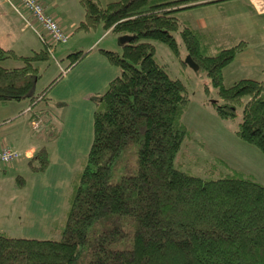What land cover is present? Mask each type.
Instances as JSON below:
<instances>
[{"label": "trees", "instance_id": "obj_1", "mask_svg": "<svg viewBox=\"0 0 264 264\" xmlns=\"http://www.w3.org/2000/svg\"><path fill=\"white\" fill-rule=\"evenodd\" d=\"M216 1L116 0L102 5L78 0L84 17L76 32L101 25L119 35L120 52H99L120 73L90 96L95 105L92 141L70 182L59 238L1 232L0 264H264V185L229 166L227 172L218 170L217 177H212L217 174L212 167L204 177L175 164L190 137L183 121L189 96L184 83L155 59L149 42L164 43L178 55L173 35L178 33L186 62L203 70L217 89L220 101H212L217 115L231 119L240 106L236 136L264 155V77L223 82L224 68L246 42L209 53L211 34L178 17L181 10ZM84 54L69 53L62 69L72 68ZM50 58L45 43L30 55L0 47V105L26 100L30 110L50 102L48 91L62 71L41 92L32 93L39 62ZM10 59L22 65L1 64ZM44 112L49 110H33L30 120H42ZM131 147L136 150L133 167L116 176L126 164L121 154ZM26 164L31 173L44 171L48 148L39 147ZM16 181L22 187L26 179L17 176Z\"/></svg>", "mask_w": 264, "mask_h": 264}, {"label": "rangeland", "instance_id": "obj_2", "mask_svg": "<svg viewBox=\"0 0 264 264\" xmlns=\"http://www.w3.org/2000/svg\"><path fill=\"white\" fill-rule=\"evenodd\" d=\"M244 1L247 0L229 1V3H225L224 10L212 7L215 5H208L210 7L200 9V15L202 16H198V18L202 17V20L208 22V24L218 25L215 29L207 26V29L204 30L212 36L213 45L209 53L214 54L218 48L232 46L240 41L247 42V46L242 51L236 53L232 63L224 68V85H230L234 81L244 77L260 79L263 75L262 71L264 72V46L262 48L258 47L259 43L264 42V38L260 39L262 34L264 35L261 29V25L264 26V14L259 16H255L254 13L248 14L250 12L249 5L248 3H244ZM257 32L258 34L255 35L254 33ZM78 34L77 36H84L82 37L84 41H87V37L91 36L83 35L84 33ZM173 35L179 45L178 55L172 52L164 43L150 40L149 42L154 46L155 59L164 66L170 77L180 79L184 83L189 96L183 121L188 128L190 137L184 140L182 151L175 158V164L181 163L179 167L182 169L194 175L204 177L211 175L210 169L212 167H215L217 170V174L212 175V177H217L218 170L227 172V166H229L242 170L264 185L263 153L258 148L244 143L236 136V130L241 121V107L237 106L235 116L231 119H222L217 115L212 106L213 100L220 101L217 89L211 85L209 78L203 70L198 69L196 66H191L186 62V48L179 34L174 32ZM71 42L73 41H71V37L68 35L67 42L54 45L53 55L49 60L39 62V78L32 93L37 94L41 92L60 73V67L65 68L68 65L69 59L67 55L69 53L81 51L78 48L64 53L63 48L69 46ZM39 49V47L35 48V50ZM26 51L24 52L26 53L25 55H30L34 50L30 52ZM1 64L5 67H18L22 65L20 61L13 59L4 61ZM26 102L24 101L20 104L24 106ZM14 104L17 103L13 101L8 105V108H13ZM41 123L42 121L38 120L31 125V128L29 127L32 134L37 133ZM15 126H17L16 128H20V125ZM26 129L31 134L28 127ZM32 136L31 141H34L35 145H46L44 142L41 144L39 136ZM91 138L92 119L90 135L75 146L80 155H82V150L88 152ZM135 151V147H131L128 151L126 150L121 154L123 158L127 157L124 162L126 164L119 167V169L117 168L116 176L133 167L135 163ZM18 152L21 154V158H23L20 164H10L8 167L5 166V168H3L4 166H0V187H2L0 190V201L3 202L2 207L0 205V233H5L11 237L58 239L60 236L59 228L65 218V210L55 224L58 225L57 230L53 229V225L51 230H44L43 226L46 225L43 224L42 227H39L43 229V232H35L30 224L25 223L23 207L32 192L30 185L35 184L36 181L28 171L26 164L28 158H25L24 154L20 151ZM80 163L81 161H78L77 165H80ZM17 176L24 177L29 186L19 188L16 181ZM28 229L31 231L30 233L34 234H30L27 231Z\"/></svg>", "mask_w": 264, "mask_h": 264}, {"label": "crops", "instance_id": "obj_3", "mask_svg": "<svg viewBox=\"0 0 264 264\" xmlns=\"http://www.w3.org/2000/svg\"><path fill=\"white\" fill-rule=\"evenodd\" d=\"M41 1L47 13L61 25L73 41L69 46L63 48V52L80 48L85 54L72 68L62 71V76L50 87L47 94L50 102L30 110L26 100L15 101L17 104H14L13 108H8V105L13 101L0 105V148L9 147L18 150L28 159L39 147L46 146L48 148L49 164L46 169L36 173H31L28 169L36 182L30 185L32 192L23 207L25 223L30 224L35 232L40 233L43 232V229L51 230L52 225L54 226L65 210L69 185L78 168L77 162L84 159L89 152V150L88 152L82 150V155H80L75 146L91 133V119L93 121L95 105L90 96L102 92L108 83L120 73L119 68L110 64L99 52V49L121 51L119 35L111 32L110 29H103L101 25L88 32L75 31L77 24L84 17V10L78 0ZM98 1L105 5L116 0ZM229 1L235 0H220L210 4L196 5L179 11L178 17L193 29L204 31L207 26L215 29L218 25L208 24L202 20V17L198 18V16H202L200 9L210 7L208 5H215L212 7L224 10L225 3H229ZM244 3L249 5L250 12L248 14L254 13L255 16L264 14V0H247ZM29 23H33L32 13L17 0H0V47L12 49L18 55H25L26 50L28 52L38 51L35 50L37 47L41 49L43 43ZM261 26L262 32H264V26ZM78 33L91 36H88V40L84 41L82 40L84 36H77ZM254 34L256 35L258 32ZM261 38H264L263 34ZM263 43H259L258 47L262 48ZM50 56L52 55L50 54ZM61 69L62 67H60V71ZM262 73L261 78L264 77V72L262 71ZM24 101L26 103L22 106L20 103ZM55 103L62 104V106L55 107ZM41 109L49 110V112L43 113L47 118L42 117V123L37 133L32 134L29 127L31 128L34 122L30 120V117L33 110ZM48 122L52 125L50 129H48ZM15 125H20V128H16ZM26 127L31 134L27 132ZM53 132H56V135ZM32 135L39 136L41 144L44 142L46 145H35L34 141H31ZM22 160L23 158L14 165L20 164ZM27 185L29 186V183L26 180L21 188ZM1 189L2 187H0ZM7 190L9 191V189ZM0 205L2 207L3 202L0 201ZM43 224L46 226H43V229L39 228ZM27 231L31 232L29 229Z\"/></svg>", "mask_w": 264, "mask_h": 264}, {"label": "built area", "instance_id": "obj_4", "mask_svg": "<svg viewBox=\"0 0 264 264\" xmlns=\"http://www.w3.org/2000/svg\"><path fill=\"white\" fill-rule=\"evenodd\" d=\"M27 10L32 13L33 23H29L38 38L48 45V50L53 55V47L57 43H65L68 35L61 25L47 13L41 0H17ZM61 71L64 72L63 69ZM21 154L12 148H0V166H9L16 164L21 160Z\"/></svg>", "mask_w": 264, "mask_h": 264}, {"label": "water", "instance_id": "obj_5", "mask_svg": "<svg viewBox=\"0 0 264 264\" xmlns=\"http://www.w3.org/2000/svg\"><path fill=\"white\" fill-rule=\"evenodd\" d=\"M119 41H120V38H119ZM121 42V41H120Z\"/></svg>", "mask_w": 264, "mask_h": 264}]
</instances>
